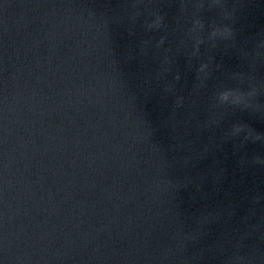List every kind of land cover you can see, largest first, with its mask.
Segmentation results:
<instances>
[{
  "label": "water",
  "instance_id": "water-1",
  "mask_svg": "<svg viewBox=\"0 0 264 264\" xmlns=\"http://www.w3.org/2000/svg\"><path fill=\"white\" fill-rule=\"evenodd\" d=\"M0 264H264V0H0Z\"/></svg>",
  "mask_w": 264,
  "mask_h": 264
}]
</instances>
